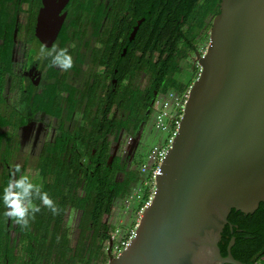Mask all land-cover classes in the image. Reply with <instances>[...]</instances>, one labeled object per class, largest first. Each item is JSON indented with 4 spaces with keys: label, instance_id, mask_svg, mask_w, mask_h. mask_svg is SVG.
Wrapping results in <instances>:
<instances>
[{
    "label": "water",
    "instance_id": "water-1",
    "mask_svg": "<svg viewBox=\"0 0 264 264\" xmlns=\"http://www.w3.org/2000/svg\"><path fill=\"white\" fill-rule=\"evenodd\" d=\"M155 197L106 264H243L218 246L264 203V0H221ZM111 245V243H110Z\"/></svg>",
    "mask_w": 264,
    "mask_h": 264
},
{
    "label": "flooded vegetation",
    "instance_id": "flooded-vegetation-1",
    "mask_svg": "<svg viewBox=\"0 0 264 264\" xmlns=\"http://www.w3.org/2000/svg\"><path fill=\"white\" fill-rule=\"evenodd\" d=\"M32 1L33 6L23 22L19 19L22 4L20 0L17 2L14 28L10 39V64L5 76L2 77L0 74V77L4 78L3 85H0V115L11 117L10 128L0 129V134L6 131L11 134L8 149L9 164L0 160V172L4 167L11 170L14 177L16 175L15 178L24 175L28 176L31 182L34 172L39 171V166L46 165L39 162L44 146L54 142L57 137L67 132L66 130L69 134L73 132L71 123L74 121L82 123V115H107V121L112 123L118 115H132V111L125 107L126 105L123 106V103L127 101H122V97H129L132 91L142 102L146 99L150 88L144 67L139 65L137 73H134L132 77L129 72L136 62V57L143 54L146 42V35H142L146 17L141 11L137 12L143 0ZM198 18L199 16L191 14L181 29L184 31L187 24L195 23L196 25ZM209 22V18L206 17L201 25H196L195 29L198 34L195 37L196 42L205 41L207 37L208 41L205 43L207 46L211 29ZM170 34L165 35V38H168ZM1 44H4L2 38H0ZM41 45L49 50L67 49L73 57V68L63 71L49 67L47 62L40 59ZM198 47L199 44L193 43L192 48L187 49L188 58L191 55L196 57V53H200L201 46ZM159 54L158 51L153 53L155 62L158 59L163 60L166 56L165 54L159 56ZM18 55L20 56L17 58ZM144 75L147 79H144ZM48 92L52 93L53 101L50 99L44 102L47 103L44 105L46 107L34 108V98L45 96ZM155 96L156 93H154ZM142 109L137 108L136 115H145V118H148L151 115V108L145 111ZM50 115H72L73 118L69 123L60 117ZM110 115L115 116L109 117ZM37 117L44 118L46 131L52 129L55 135L50 139L45 131L42 135L43 140L35 137L21 142L22 129L29 124V121ZM140 122V126L145 123L142 120ZM112 123L113 129L110 128L105 141L110 154L108 163L119 158L127 168L135 165L142 159L139 135L129 137L130 123H126L127 127L121 130H118L117 124L114 126ZM112 135L115 138L112 137L110 140L109 137ZM123 144L126 147L120 155L116 152L123 147ZM6 145H8L6 142L0 144V158L3 149L6 150ZM77 150L82 154L84 149L79 144ZM92 154H96L95 149H92ZM88 159L83 158L85 164L93 165V162ZM17 167L20 169L19 172L16 171ZM116 179L119 181L118 176ZM2 205L3 203L0 204V208ZM0 215L4 213L0 211ZM6 226L10 239L15 240L16 245H19L23 228L9 218H7ZM14 233L16 236L12 235ZM238 239L241 243L253 245L257 249V252L251 254V257H246L245 262L240 261L241 263L260 264L264 260V203H260L258 209L252 214L231 210L218 243L223 258L227 257V249L234 240L230 253L235 260H238L231 251ZM224 251L225 254H223ZM94 262L95 260L91 264Z\"/></svg>",
    "mask_w": 264,
    "mask_h": 264
},
{
    "label": "trees",
    "instance_id": "trees-1",
    "mask_svg": "<svg viewBox=\"0 0 264 264\" xmlns=\"http://www.w3.org/2000/svg\"><path fill=\"white\" fill-rule=\"evenodd\" d=\"M220 1L143 0L141 2L137 12L141 11L146 17L145 33H142L146 35V42L143 54L136 57V62L129 72L132 77L134 73H137L139 65L144 67L143 70L150 82L146 99L140 102L132 91L129 97H122V101H127L123 103V106L126 105L125 107L132 111V115H118L113 123L107 121V115H82V123H75V121L71 123L72 115H50L71 123L74 131L69 134L66 130L67 132L57 137L54 142L44 146L39 162L46 163L49 170L48 180L41 182L33 178L32 183L39 186L41 192L47 193L55 202L58 213L54 215L39 199H34V204L39 205L41 211L36 214L34 220L30 221L28 228H23L19 245H16L15 240L10 239L6 226L7 217L0 215V264H91L94 260L95 262H101V260L107 262L109 255L107 251H104V244L110 240L112 236L110 232L115 231L116 227L108 225L103 219L111 214L116 201L125 197V191L122 188L141 180L139 169L145 163L142 158L131 166L134 169L127 168L119 158L108 163L110 154L105 141L110 128L113 129L111 123L114 126L117 124L118 130L126 128V123H130V131L137 132L140 121L145 120V115H136L137 108H143L145 111L157 95L169 91L180 94L191 87L195 80L194 68L189 64L186 66L189 74L187 80L182 81L179 77L180 61L188 58L187 49L192 48L195 37L198 36L195 34L197 28L195 26L201 25L206 17L210 20V26L212 18L219 13ZM17 2L18 0H0V38L4 43L0 45V74L2 77L5 76L10 64V39L14 28ZM191 14L199 16V21L196 25L195 23L187 24L186 31H183L181 27ZM168 34L170 36L165 38ZM157 51L166 56L163 60L158 59L155 62L153 53ZM2 77H0V85L4 83ZM154 93H156L155 97ZM52 98L51 92L45 96H36L33 103L34 108L46 107L44 105L47 103L44 102L50 99L53 101ZM10 125V115H0V129L10 128ZM10 135L7 131L0 134V144L8 143L6 150L3 149L1 152L0 160H4L7 164L10 160L8 157ZM79 144L84 149L82 154L77 150ZM92 149H95V155L92 154ZM84 157L89 158L88 160L92 161L93 165L85 164ZM118 173L121 174L119 181L116 179ZM15 177L11 170L1 168L0 197L9 179ZM53 184L59 185L57 195L49 194V187ZM1 203H3L2 200H0ZM75 212L79 216L76 231L90 230L95 238L87 248L86 256L82 258L75 257L69 245L70 230L66 218ZM124 228L125 225L121 227V229ZM231 251L235 258L245 262L246 257H251L257 249L253 245L241 243L238 239ZM260 264H264V260Z\"/></svg>",
    "mask_w": 264,
    "mask_h": 264
},
{
    "label": "rangeland",
    "instance_id": "rangeland-1",
    "mask_svg": "<svg viewBox=\"0 0 264 264\" xmlns=\"http://www.w3.org/2000/svg\"><path fill=\"white\" fill-rule=\"evenodd\" d=\"M20 1L22 4V7L19 11V19L21 22H23L26 14L30 11V9L33 6V1L32 0H20ZM207 41H208L207 37H205V41L203 40H200L199 42H196V40L194 41L195 44H199L198 48H200L201 46V49H199V52L201 54H203L206 50L207 44L205 43H207ZM19 56L20 55H18L17 58ZM188 64L190 67L194 68L195 80L197 79L199 75L200 67L197 64L196 57L194 55H191L190 58L182 59L180 61L181 73L179 77L182 79V81L187 80L189 70L186 69V66ZM144 79H147L146 75H144ZM149 108H151V115H149L148 118L147 117L145 118L144 120L145 123H143L139 127L137 132L132 133L131 131H129V135H130L129 137H131V135L132 136H135L136 134L139 135L138 138L140 142L141 158L144 159L143 161L146 160V156L152 147L160 144V142L166 139V133L160 130H157L155 127V121H156V116L158 115V112L154 111V106H152V104L148 107V109ZM167 113L168 115H171V117H174L175 115H177L178 112L174 107H171L167 111ZM112 116H115V115H110L109 117H112ZM163 121L165 124L167 123V119L165 117L163 118ZM45 125L46 123L44 122V118L37 117V119H33L29 121V124L25 128H23L20 133L21 142L28 141L35 137L42 139V135L46 131ZM46 132L48 133L49 138L55 135V131L52 129L47 130ZM48 137H46L47 140H48ZM112 137L115 138V136L112 135L111 137H109V139L111 140ZM122 146L123 147H121L120 150L117 151L116 153H119L120 155H122V153L124 152L123 148L126 147L124 144ZM128 168L134 169V167H131V166ZM48 174H49L48 167L46 165H41L39 167V171L37 173L34 172L33 176L38 181L47 182ZM117 176H118V179L121 180V174L118 173ZM142 180H143V177L141 178L140 181L132 182L131 185L127 187H123L122 190L125 191V195H124L125 197L119 198L116 201V205L112 208L111 214L109 216H105L103 219L104 222L108 223V225L110 226L113 225L114 227H116L115 231L110 232V234L111 235L117 234L115 239H113L111 236L110 240L105 242L104 244V251H107L109 255V257L107 258V262L109 258L116 257L122 251L120 242L124 238H126L127 235H129L133 230H135L140 218L142 217L143 203H144L143 201L145 200L144 195H143L145 189L144 187L141 186ZM58 191H59L58 184H53L49 187V194L51 195H57ZM136 197H139V201H136L135 199ZM5 210L6 209L3 204L0 208V211L1 213H4ZM66 219H67L68 228L70 230L69 245L73 249V255L77 258L85 257L87 248L91 244L92 240H94L95 238L92 236V233L90 230L81 229L79 231L78 230L76 231V227L78 225L77 223L79 220V216L77 212H75L74 214L71 213V215H69ZM123 225H125V228L121 229ZM12 235L16 236V233ZM111 239H113L112 242H111ZM106 263L104 262V260L103 261L101 260V262H94V264H106Z\"/></svg>",
    "mask_w": 264,
    "mask_h": 264
},
{
    "label": "built area",
    "instance_id": "built-area-1",
    "mask_svg": "<svg viewBox=\"0 0 264 264\" xmlns=\"http://www.w3.org/2000/svg\"><path fill=\"white\" fill-rule=\"evenodd\" d=\"M189 94L190 88L180 94L169 91L165 94L158 95L152 102L154 111L158 112L155 127L157 130L166 133V139L150 149L146 156L145 163L139 169V175L141 178L143 177L141 186L145 189L143 193L145 198L143 201V211L151 205L155 197L157 179L161 175V166L178 133L186 104L189 99ZM171 107H174L178 112L174 117H171V115H168L167 113ZM164 117L167 119L166 124L163 121ZM135 199L136 201H139V197H136ZM136 228L120 242L122 251L130 245L132 239L135 237ZM116 236L117 234H114L112 235V238L115 239ZM113 239H111V242Z\"/></svg>",
    "mask_w": 264,
    "mask_h": 264
},
{
    "label": "clouds",
    "instance_id": "clouds-1",
    "mask_svg": "<svg viewBox=\"0 0 264 264\" xmlns=\"http://www.w3.org/2000/svg\"><path fill=\"white\" fill-rule=\"evenodd\" d=\"M39 56L42 61L47 62L49 67L69 71L74 66L73 57L64 48L58 51L49 50L41 45ZM16 171H20L19 167ZM34 199H39L54 215L58 213L55 202L47 193L41 192L40 187L33 184L28 176L21 175L19 179L10 178L0 197L6 209L4 216L13 220L16 225L28 228L30 221L34 220L36 214L41 211V207L34 204Z\"/></svg>",
    "mask_w": 264,
    "mask_h": 264
}]
</instances>
